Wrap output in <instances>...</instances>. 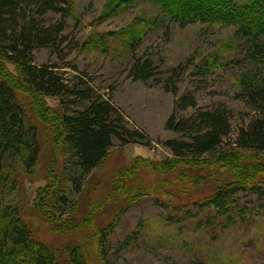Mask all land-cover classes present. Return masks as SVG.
<instances>
[{
    "label": "rangeland",
    "instance_id": "1",
    "mask_svg": "<svg viewBox=\"0 0 264 264\" xmlns=\"http://www.w3.org/2000/svg\"><path fill=\"white\" fill-rule=\"evenodd\" d=\"M66 1L72 6L68 16L49 13L43 20L47 26L63 22L62 35L67 41L57 52L36 49V64L57 66L66 79L84 77L102 96L112 99L129 128L137 129L143 138L126 146L115 141L109 156L77 197L75 208L64 217L58 215L61 221L54 222L41 208L44 201L37 194L49 185L50 168L60 174L65 166V151L55 131L60 127L59 102L43 97V105H37L32 93L19 86L18 98L28 121L38 128L41 155L32 175L19 173L20 189L13 200L33 237L53 249L61 264H71L70 248L82 254L85 263L101 264L97 234L109 232L115 223L108 239L113 264H264V218L254 193L234 198L241 208L248 209L245 219L241 214L231 218L227 212L221 216L214 209L197 206L221 185L234 181V165L201 162L166 174L149 168L147 162L162 164L174 158L166 145L185 136L168 130L167 123L176 113L178 100L186 96L195 100L197 109L222 108L231 125L227 143H233L240 129L259 116L243 95V81L249 74L264 76V63L252 59L250 47L236 35L234 26L197 23L181 27L168 20L163 24L160 7L147 2L110 16L105 11L112 0ZM64 7L69 10L67 4ZM157 16L159 20L154 22ZM110 33L109 43L84 47ZM133 41L132 53L126 42ZM213 55L222 67L204 76L199 70ZM137 58L152 62L148 82L130 77V67ZM255 62L261 66H254ZM180 66L185 73L179 71L174 78L177 92L173 82L167 90L171 72ZM8 68L15 72L13 66ZM194 113L193 108H186L179 110L178 116L187 118ZM245 155V160H238L241 167L264 163V154ZM134 165L138 170L131 172ZM263 173L259 174L262 179ZM120 176L125 177L127 187L135 189L127 196L124 192L110 196L108 190ZM116 187L122 188L123 183L117 182ZM69 219L72 222L64 227ZM128 241L130 248L118 250Z\"/></svg>",
    "mask_w": 264,
    "mask_h": 264
},
{
    "label": "trees",
    "instance_id": "2",
    "mask_svg": "<svg viewBox=\"0 0 264 264\" xmlns=\"http://www.w3.org/2000/svg\"><path fill=\"white\" fill-rule=\"evenodd\" d=\"M142 2L160 7L163 24L169 21L181 27L197 23L234 26L236 35L250 47L248 53L254 55L252 59L264 63V0H112L105 13L110 16L118 14ZM64 4L69 6V10ZM70 7L66 0H0V264H61L53 249L33 237L22 218L21 208L13 200L20 189L19 173L32 175L41 155L38 128L28 121L18 98L19 86L32 93L37 105H43V97L59 102L57 123L60 127L55 131L65 151V166L61 175L50 168L49 185L37 194L44 201L41 208L54 222L57 219L61 221V217L75 208L77 197L83 193L89 177L109 156L115 141L126 146L137 144L143 138L137 129L129 128L125 115L112 99L102 96L84 77L77 75L73 80L66 79L57 66L36 64V49L50 48L57 52L67 41L62 35L65 28L63 22L47 26L43 18L49 13L66 17L71 13ZM156 20L158 22V16L153 21ZM146 22L149 24V21ZM111 37V33L98 36L84 47L96 48V44H107ZM134 41L126 42L132 53L135 50ZM218 62V56H210L199 73L207 76L214 68L222 67ZM259 63L255 62L254 66H261ZM9 65L14 67V73ZM183 68L180 66L171 72L167 90L173 82L174 92H177L174 78L178 77L179 71L185 73ZM152 70L150 60L137 58L130 67V77L148 82L152 78ZM251 76L249 74L250 78L243 81V95L259 116L248 127L240 129L232 145L227 143L231 140L228 114L222 108L197 109L195 100L186 96L178 100L176 113L167 123L168 130L185 136L181 141L167 143L174 158L162 164L147 160L149 168L166 174L179 167H195L201 162L213 166L234 165L237 169L233 174L234 181L221 185L213 196L197 205L202 210L214 209L221 216L227 212L232 214L231 218L240 214L244 219L248 216V209L241 208L234 198L251 192L258 198V212L264 218V179L259 177L264 172V163L243 164L241 167L238 162L239 159H246L245 152L264 154V76L259 73ZM186 108H193L194 115L180 118L179 110ZM135 165L131 172L138 170ZM258 166L263 171L258 172ZM124 179L120 176L112 182L108 190L110 196L120 192L127 196L135 189L127 187ZM119 181L123 183L120 189L116 187ZM42 192L44 194L41 195ZM58 215L60 218H57ZM69 222L72 219L62 225ZM115 224H111L109 232L97 234L101 264H113V248L108 245V239ZM129 241L118 250L130 248L127 247ZM68 251L71 264H87L77 250L70 248Z\"/></svg>",
    "mask_w": 264,
    "mask_h": 264
}]
</instances>
